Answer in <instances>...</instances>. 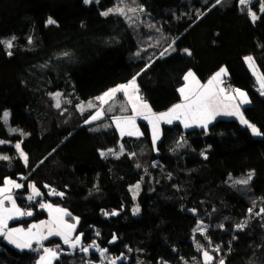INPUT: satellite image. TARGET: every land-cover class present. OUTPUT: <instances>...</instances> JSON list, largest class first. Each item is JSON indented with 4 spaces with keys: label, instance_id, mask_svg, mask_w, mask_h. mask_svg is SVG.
<instances>
[{
    "label": "trees",
    "instance_id": "1",
    "mask_svg": "<svg viewBox=\"0 0 264 264\" xmlns=\"http://www.w3.org/2000/svg\"><path fill=\"white\" fill-rule=\"evenodd\" d=\"M134 1L145 9L140 21L101 15L118 0H0V40L17 37L12 56L0 44V139L9 142L0 145V152L10 157L0 160V184L8 177L24 184L17 199L34 213L13 224L47 218L39 207L44 201L79 218L76 233H84L85 245L95 240L111 257L123 253L127 259L117 264H203L197 243L216 257L212 264L219 259L225 264H264V215L248 213L253 202L254 213L264 207V135H253L236 118H217L207 130L185 128L179 121L163 123L157 151L147 121L140 120L142 136L121 137L107 124L111 113L86 124L93 111L78 110L80 102L135 76L140 95L152 109L166 111L181 101L178 90L189 70L206 82L224 67L227 89L245 91L249 103L241 105L242 113L264 133V95L245 60L251 56L264 76L260 4L253 0L250 5L260 17L253 22L238 0ZM49 17L57 23L47 25ZM173 41L175 51L161 57ZM59 92L70 103L57 107L53 98ZM4 111L10 112L7 124ZM102 125L108 128H98ZM10 128L20 131L10 133ZM21 140L27 166L14 147ZM121 144L119 158L100 156V151ZM249 171L254 176L248 185L228 180L231 174ZM30 182L43 193L34 201L27 199ZM137 182L142 188L133 199L129 189ZM44 185L65 195H49ZM137 205L140 212L134 215ZM112 211L119 215L103 214ZM201 221L207 226L204 235L193 231ZM244 221L246 228L237 231L235 225ZM114 234L118 239L109 244ZM56 244L71 251L58 237L45 241L49 247ZM216 245L221 250L212 253ZM40 254L20 251L0 238V264H36ZM89 261L101 264L99 253L77 250L61 255L56 264Z\"/></svg>",
    "mask_w": 264,
    "mask_h": 264
},
{
    "label": "snow or ice",
    "instance_id": "2",
    "mask_svg": "<svg viewBox=\"0 0 264 264\" xmlns=\"http://www.w3.org/2000/svg\"><path fill=\"white\" fill-rule=\"evenodd\" d=\"M85 4L93 3V0H83ZM96 3H99V0H95ZM216 4H220L221 0H215ZM260 4L259 11L264 13V0H258ZM240 5L248 7V15L251 20L255 22L260 17L257 16L256 12L252 10L253 0H238ZM124 4V0H120V5ZM117 5L114 8H109L106 11L101 12L102 16L107 17L110 14H117L122 16H127L128 13H137L144 12L145 9L143 6L139 8L134 7H125ZM215 6V5H213ZM131 20V17H128ZM57 22L49 17L46 21L47 25H54ZM150 27H155L154 25H150ZM159 31V29H157ZM17 39L15 35H13L10 39L0 40V44L4 45V47L8 50L7 55L12 56L13 52L11 49L14 47V41ZM28 43H32L31 38L28 39ZM175 41L172 44H169L167 48H165L160 56L163 57L165 54H170L171 51H175L174 47ZM187 55H191L190 50H183ZM65 56L68 53H64ZM245 60L249 63V67L254 66L253 58L251 56L246 57ZM139 75V74H137ZM223 75H227V69L222 67L218 72H216L206 84H201L200 81L196 78L194 72L189 70L183 79L186 82L184 87H181L178 91L182 97V102L178 104H174L171 108H169L166 112L156 113L153 112L150 105L144 101L140 96L137 95L139 92V88L136 84V77L134 76L128 83L118 85L114 88L109 89L104 92L101 96L96 97V100L100 102L101 107L97 109V111L91 115L89 120H86L85 123H91L92 121L100 120L104 115L105 111L103 109V105L109 104L110 101L114 100L117 93H123L125 97L128 98V103L131 104L132 113L131 116H114L112 117L113 123L116 128L120 132V136H142L143 133L140 132L139 128L136 126V117L141 116L143 119L147 120L151 125L152 131V145L153 149L157 150L156 145L157 141L160 140L161 131L160 124L161 122L166 124H172L174 120H179L183 123L185 128L192 127L196 125L207 130L208 125L216 118L218 115H226V116H237L240 120V123L248 127L252 134L255 136L264 135L260 129H258L254 124L250 123L247 119L244 118L243 113L240 111V104L249 103L247 99V94L240 89H234L233 92L235 95H225V90L219 87L220 84H223L224 81L221 79ZM260 81V86L264 89V76L258 77ZM131 90V91H130ZM264 95V92H262ZM60 96L61 93H55L56 97V106L60 107ZM236 96H239L240 102L239 104L232 105L229 107L224 104V101H232L236 99ZM223 105V110L221 106ZM94 105L91 101L88 102L87 108H94ZM80 109L84 111V105H80ZM113 108L110 105L107 111H112ZM120 111H126V108L121 105ZM10 116V112L4 111L2 115V119L5 124H7ZM107 127V126H106ZM20 131L16 128H10V133H16ZM21 135L24 133L21 132ZM183 140V137H181ZM9 143L8 141L0 139V145ZM23 141H19L15 143L14 147L20 157L22 159L25 166L28 165L29 157L28 154L22 148ZM179 146V144H178ZM55 151V150H54ZM124 153V145H120V151L116 152L114 149H108L107 151H100L99 154L102 158H107L109 155L115 156L119 158L120 155ZM130 156H135L136 153H130ZM204 158L207 159V156L204 153ZM0 160H10V157L7 155H0ZM43 163V161H41ZM140 167L139 164L136 165ZM155 166V164L153 165ZM254 173H249L246 179L236 180V184L248 185L252 175ZM20 179L26 180L27 177L21 176ZM24 187V184L18 183L16 180L5 178L3 180V186H0V237L6 240L9 244L13 245L15 248L20 251L29 250L31 252L41 253L39 258L36 261V264H56L59 261L61 255H75L76 251L79 250L84 254H89L90 250H94L99 253L100 262L104 264V261L107 260L108 264H117L118 261H122L127 259L124 254H120L116 257H111L108 255V248H102L100 244H98L95 240L91 242V244L85 245L83 243L84 233H76L77 225L79 224V218L73 217L70 212H68L64 208L54 207L51 203H40L39 207L41 209H47L49 214V219L46 221H40L39 223L30 224L27 228L23 227H15L10 228L8 226V222L11 220L19 219L24 216H32L34 213L31 210H25L18 206L16 197L13 195V189H21ZM27 187L31 189V194L28 195L27 199L29 201H34L36 197L43 196V193L39 190L35 183H28ZM45 188H49V195H56L63 197L65 195L64 192H58L56 189L50 188L49 185H44ZM140 189V184L137 183L132 186L129 190L133 192V199H135L136 194H138ZM6 203L10 206H6ZM255 202H253V207L248 209V213L255 214L257 216L264 215V207H261L259 211L254 213ZM133 214H138L140 212V207L137 205L133 208ZM195 211V210H193ZM105 216H116L119 215L118 212L112 211L104 212ZM65 217H69L72 223H69ZM247 226V221L239 223L235 225L237 231H243ZM221 229L224 228V225H219ZM195 232H199L201 235H204L207 231V226L203 224V222H199L196 228L193 230ZM97 236H100L99 231L96 232ZM52 237H60L63 245H67L71 250L66 252L60 244H56L53 247H48L45 245V241H48ZM207 239V237H205ZM235 239V237H233ZM118 237L114 234L112 239L108 242L109 244L115 243ZM209 244L211 241L209 240ZM35 245V246H34ZM197 250L202 252L203 256V264H212V262L216 259V257L208 250L204 248L203 245L197 243ZM221 250L220 245H216L211 252L219 253ZM128 251H131L129 248ZM89 264L91 262L89 261ZM166 264V262H165ZM218 264H225L224 259H220Z\"/></svg>",
    "mask_w": 264,
    "mask_h": 264
},
{
    "label": "rangeland",
    "instance_id": "3",
    "mask_svg": "<svg viewBox=\"0 0 264 264\" xmlns=\"http://www.w3.org/2000/svg\"><path fill=\"white\" fill-rule=\"evenodd\" d=\"M93 1H95V0H93ZM137 3L138 2H135L134 0H124V4L123 5H120V0H118V4L117 5H120V6H125V7H134V8H139V6H137ZM117 5H115L114 7H116ZM113 6H112V8H114ZM245 8H247L248 9V7H246V6H244ZM127 18L128 17H131V20L130 21H136V20H139V19H141V18H143V12H137V13H135V14H133V13H128V15L126 16ZM140 21V20H139ZM144 22V21H143ZM175 47V46H174ZM171 52H173V51H171L170 50V53ZM137 55L138 56H140L141 55V53H137ZM165 55H167V54H165ZM248 65H249V63H248ZM251 69V71L253 70V72H255L254 71V69H253V67H251L250 68ZM258 73V75H260L259 74V72H257ZM259 77V76H258ZM258 77L256 78V82H257V85H258V90H259V92H260V94H262V92H264V89H262L261 88V86H260V81H259V79H258ZM187 83H189V82H187ZM224 87V89H226L227 90V94H230V93H232L233 92V90L235 89L234 87H232V88H230V89H227V87H225V86H223ZM60 93V92H59ZM140 97H141V95H140ZM120 98H125L124 99V101L122 102V101H120ZM144 101H146L145 100V98L144 97H141ZM60 107L64 104V102H68V103H70V101L71 100H69L68 98L66 99V97H65V95H63L62 93H61V96H60ZM53 100L55 101V105H56V97H54L53 98ZM94 105H96V107H94V108H87V104H88V102L89 101H87V102H80V104H79V106H78V110L79 111H81V109H80V105H84V110H92L93 111V114L97 111V109L98 108H100L101 107V104H100V102L99 101H97L96 100V97L95 98H93L92 100H90ZM106 105V104H105ZM112 106V108H113V110L112 111H107V109L109 108V106ZM121 105H123L125 108H126V111H120V107H121ZM240 105H242V104H240ZM103 107V109H104V111H105V115L104 116H107L108 115V113L107 112H109V113H111V120H112V117H114V116H131V115H133V113H132V108H131V104H129L128 103V98L127 97H125V96H123L121 93H118V94H116V97H115V99L114 100H112V101H110L109 102V104H107L106 105V107H104V105L102 106ZM64 108H66L65 106H64ZM171 108V107H170ZM69 109V108H68ZM70 112V111H69ZM156 113H160V112H158V111H155ZM161 112H163V111H161ZM70 114V113H69ZM70 116V115H69ZM103 116V117H104ZM72 116H70V118H71ZM102 117V118H103ZM73 118H75V117H73ZM101 118V119H102ZM140 120H143V121H147V120H145V119H143L141 116H137L136 117V126L139 128V130H140V132H143V130H142V128H141V125H140ZM101 121V120H100ZM105 121V120H104ZM103 121V122H104ZM177 121H179V120H177ZM177 121H174V122H177ZM214 121V120H213ZM212 121V122H213ZM148 122V121H147ZM173 122V123H174ZM211 122V123H212ZM210 123V124H211ZM112 124H113V126H115V124L113 123V120H112ZM163 123H161L160 124V131H161V135H162V130H161V125H162ZM209 124V125H210ZM150 125V124H149ZM208 125V126H209ZM104 127H106L105 125H102V126H100V127H98V128H103V129H105ZM116 127V126H115ZM195 127H198V126H195ZM106 128H108V126L106 127ZM119 131V130H118ZM150 131H151V125H150ZM120 133V132H119ZM151 137H152V131H151ZM160 139H161V137H160ZM160 141V140H159ZM159 141H157V143L159 142ZM110 149H114V148H110ZM114 150H116V152H119L120 151V147L118 148V149H114ZM105 151H107V150H105ZM0 155H2V153L0 152ZM249 173H253V171H249V172H247V173H245V174H241V175H234V174H231L230 176H229V181L230 182H235L236 180H241V179H246L247 178V176H248V174ZM253 176H254V174L252 175V178H251V180L253 179ZM250 180V181H251ZM137 183H139L140 184V189H139V192H140V190H141V183L140 182H137ZM137 183H135V184H137ZM134 184V185H135ZM134 185H132V186H134ZM131 186V187H132ZM130 187V188H131ZM139 192H138V194H139ZM132 194H133V192H132ZM138 194H136V196H135V198L138 196ZM30 195V194H29ZM67 220L68 221H72L69 217H67ZM72 222H74V221H72ZM67 246V245H66ZM68 247V246H67ZM70 250V249H69ZM92 250H90V252H91ZM220 260V259H219ZM118 263V262H117Z\"/></svg>",
    "mask_w": 264,
    "mask_h": 264
},
{
    "label": "crops",
    "instance_id": "4",
    "mask_svg": "<svg viewBox=\"0 0 264 264\" xmlns=\"http://www.w3.org/2000/svg\"><path fill=\"white\" fill-rule=\"evenodd\" d=\"M253 69H254V71L255 72H253V70H252V72H253V74H254V76H255V78H257L258 76L259 77H261V72L259 73L260 75H258V73L257 72H259L257 69H256V67H255V64H254V66H253ZM218 72V71H217ZM196 75V74H195ZM214 75V74H213ZM212 75V76H213ZM211 76V77H212ZM210 77V78H211ZM196 78L200 81V79L196 76ZM209 78V79H210ZM208 79V80H209ZM221 79H223V81H225V80H227L228 79V72H227V75H223L222 77H221ZM208 80L206 81V82H201L200 81V83L201 84H206L207 82H208ZM128 83V82H127ZM187 82L186 81H184V83H183V85H182V87H184L185 86V84H186ZM189 83H190V81H189ZM124 84H126V83H124ZM136 84H137V81H136ZM121 85V84H120ZM137 86H138V84H137ZM224 85L223 84H220L219 85V87H221V88H223L224 89V87H223ZM139 88V87H138ZM235 89H240V88H235ZM225 90V95H235V93L234 92H232V93H230V94H227L228 92H227V90L226 89H224ZM241 91H243L242 89H240ZM131 91V90H130ZM243 92H245V91H243ZM103 94V93H102ZM101 94V95H102ZM118 94V93H117ZM123 96H124V94L123 93H121ZM101 95H99V96H101ZM137 95L138 96H140V90H139V92L137 93ZM99 96H97V97H99ZM125 99V98H124ZM124 99L123 98H120V101H124ZM240 97L239 96H236V99L235 100H232V101H224V104H226V105H228L229 107H231L232 105H235V104H239V102H240ZM248 99V98H247ZM249 101V100H248ZM147 102V101H146ZM182 102V98H181V101H179L178 103H181ZM148 104H149V102H147ZM178 103H176V104H178ZM107 105V104H106ZM106 105H104V107H106ZM150 105V104H149ZM243 105V104H242ZM150 107H151V105H150ZM152 108V107H151ZM221 108H222V110H223V105L221 106ZM153 110V109H152ZM167 111V110H166ZM166 111H163V112H166ZM240 111L242 112V110H241V105H240ZM153 112H155L154 110H153ZM244 116V115H243ZM110 117H111V115H110ZM220 117H227V118H236V119H238L239 120V118L237 117V116H226V115H218V116H216V118L215 119H217V118H220ZM244 118L246 119V117L244 116ZM214 119V120H215ZM107 121V124L109 123V126L112 124V120H111V118H109V119H107L106 120ZM174 121H177V120H174ZM173 121V122H174ZM240 121V120H239ZM180 122V121H179ZM161 123H163V122H161ZM251 123V122H250ZM183 124V123H182ZM253 124V123H252ZM113 125V124H112ZM255 125V124H254ZM184 126V125H183ZM196 125H193L192 127H195ZM256 126V125H255ZM257 127V126H256ZM258 128V127H257ZM8 178H10V177H8ZM10 179H12V178H10ZM13 180H16V179H13ZM17 181V180H16ZM18 183H20L19 181H17ZM0 186H3V183L2 184H0ZM17 190H19V189H13V195L16 197V200H17V204H18V206H20L21 208H22V206L19 204V201H18V199H17V194H16V192H17ZM43 203H49V202H44L43 201ZM52 204V203H51ZM54 207H60V208H63V207H61V206H57V205H54V204H52ZM6 206H10V205H8L7 203H6ZM46 210V212L48 213V210L47 209H45ZM32 211V210H31ZM31 216H24V217H20L19 219H16V220H11V221H9L8 222V226L10 227V228H15V227H23V228H27L30 224H34V223H39L40 221H46V220H48L49 219V214H48V217L47 218H44V219H41V220H38V221H33V222H30L28 225H24V224H20V223H17V224H13L14 222H16V221H20V220H23V219H25V218H30ZM65 219H67V217H65ZM69 223H72V221H68ZM0 238H2V237H0ZM58 238H60V237H58ZM6 241V240H5ZM7 242V241H6ZM45 243V242H44ZM35 246V245H34ZM48 246V245H47ZM66 246V245H65ZM49 247V246H48Z\"/></svg>",
    "mask_w": 264,
    "mask_h": 264
},
{
    "label": "built area",
    "instance_id": "5",
    "mask_svg": "<svg viewBox=\"0 0 264 264\" xmlns=\"http://www.w3.org/2000/svg\"><path fill=\"white\" fill-rule=\"evenodd\" d=\"M223 85H224L225 87H229V86H230L229 82H227V81H224ZM141 97H143V96L141 95ZM25 210H27V209H25Z\"/></svg>",
    "mask_w": 264,
    "mask_h": 264
},
{
    "label": "water",
    "instance_id": "6",
    "mask_svg": "<svg viewBox=\"0 0 264 264\" xmlns=\"http://www.w3.org/2000/svg\"><path fill=\"white\" fill-rule=\"evenodd\" d=\"M202 257H203V256H202ZM213 262H214V261H213ZM213 262H212V263H213Z\"/></svg>",
    "mask_w": 264,
    "mask_h": 264
}]
</instances>
